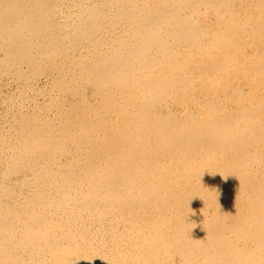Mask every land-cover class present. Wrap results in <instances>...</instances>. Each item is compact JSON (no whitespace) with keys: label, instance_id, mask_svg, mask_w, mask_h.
<instances>
[{"label":"bare ground","instance_id":"obj_1","mask_svg":"<svg viewBox=\"0 0 264 264\" xmlns=\"http://www.w3.org/2000/svg\"><path fill=\"white\" fill-rule=\"evenodd\" d=\"M0 264H264V0H0Z\"/></svg>","mask_w":264,"mask_h":264}]
</instances>
